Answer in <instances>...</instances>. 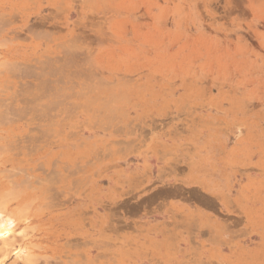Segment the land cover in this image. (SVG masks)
<instances>
[{
  "label": "rangeland",
  "instance_id": "rangeland-1",
  "mask_svg": "<svg viewBox=\"0 0 264 264\" xmlns=\"http://www.w3.org/2000/svg\"><path fill=\"white\" fill-rule=\"evenodd\" d=\"M0 20V264H264V0H0Z\"/></svg>",
  "mask_w": 264,
  "mask_h": 264
},
{
  "label": "bare ground",
  "instance_id": "bare-ground-1",
  "mask_svg": "<svg viewBox=\"0 0 264 264\" xmlns=\"http://www.w3.org/2000/svg\"><path fill=\"white\" fill-rule=\"evenodd\" d=\"M18 12H19V11H18ZM12 13H13V12H12ZM1 14H2V13H1ZM3 14H4V13H3ZM14 15H15V14H14ZM2 16H3V15H2ZM10 16H12V15H10ZM13 17H14V16H13ZM0 21H1V20H0ZM2 23H3V22H2ZM36 23H37V22H36ZM10 24H11V23H10ZM3 26H4V25H3ZM6 29H7V28H6ZM0 32H1V31H0ZM23 38H24V37H23ZM4 40H5V38H4ZM27 40H28V39H27ZM0 42H1V40H0ZM2 42L4 43L3 39H2ZM13 43H15V42H13ZM54 56H55V55H53V57H54ZM58 56H59V55H58ZM70 57H71V56H70ZM55 58H56V57H55ZM57 58H58V57H57ZM71 58H72V57H71ZM55 60L58 61V59H55ZM59 60H60V58H59ZM1 61H2V60H1ZM1 61H0V62H1ZM3 61H4V60H3ZM3 61H2V62H3ZM15 61H17V60H15ZM15 61H14V62H15ZM26 61H27V60H26ZM26 61H24V62H26ZM35 61H38V60L36 59ZM57 61H53L52 59H50V60H48V61H46V62H45V61H41L42 63L40 64V63H39V62H40V59H39V62H38L39 65H40V66H39L40 72H41L42 70H44L45 67H47L48 70L51 72V74H53L54 77H55L54 82H56L57 77H58V76H56L58 71H57V67L55 66V65L58 63ZM7 62H8V61H7ZM18 62H19V61H18ZM71 62H72V61H71ZM16 63H17V62H16ZM16 63H15V67H16V66H19V65H18L19 63H18L17 65H16ZM20 63L22 64V62H20ZM34 63H35V62H34ZM45 63H46V64L48 63L47 66H46ZM0 64H1V63H0ZM10 64H11V65H10ZM13 64H14V63H10V62L7 63V64L5 63V68L7 67L6 71L8 72V73H6V77L8 78V79H7L8 81H9L10 78H12V76H9V73H10L9 70H12V67H13V70H14V68H15ZM21 64H20V65H21ZM26 64H27V63H26ZM28 64H29V63H28ZM12 65H13V66H12ZM23 65H24V63H23ZM23 65H22V66H23ZM33 65H34V64H33ZM69 65H70V64H69ZM22 66H21V67H22ZM25 66H26L27 68H29V66H27V65H25ZM26 67H24V69H25L26 72H27ZM58 67H59V66H58ZM19 68H20V66H19ZM19 68H18V69H19ZM15 69H16V68H15ZM28 70H29V69H28ZM48 70H47V72H48ZM58 70H59V68H58ZM62 70H63V69H62ZM45 71H46V70H45ZM45 71H43V72L41 73V74H43V76H45V73H46ZM13 72H14V71H13ZM16 72L18 73V71H16ZM20 72H21V70H20ZM22 72H23V71H22ZM26 72H25V73H26ZM40 72H38L37 75H35V77L33 76V78H31L32 75H30V74H28V73H26V75H25V73H23L22 75L20 74L21 76H20L19 74L16 75V73H15L16 77L19 75L18 77H19V78H22V79H26V78L30 77V79H32V82H31L32 85H33V84L36 85V88H34V89H36V91L33 92V95H32L31 90H33V89L28 90V89H30V87H28V86H31V85H27V84L29 83L28 80H27V82H28L27 84H26V81H25V84H26L27 87H28V88H26L25 90H26V91L28 90V92L30 91V92L28 93V95L31 93V96H28V95H27V96L24 97V95H23V100H21L22 97H21V99L19 100L20 102L25 103L24 105H26V104L29 105V104H34V103H35V104L32 106V108H31V110H32L31 113L33 114V113L35 112V113L37 114V115L34 114V115L32 116V118L35 117L36 119H41V117H42L43 115L46 114V112H47L48 109H50V110H48V111H51V106H53V105L50 106L49 103H47V102H46V103H37L38 100H44V97H46V92H47V91H46V92L44 91V85L48 82L47 80H46L47 82L44 81L46 78L43 79V78L41 77V76H42L41 74L39 75ZM11 73H12V71H11ZM58 74H59V73H58ZM13 75H14V74H13ZM38 75H39V76H38ZM46 75H47V74H46ZM45 77H47V76H45ZM5 80H6V79H5ZM20 82H21V81L19 80V84H20ZM23 83H24V82H23ZM16 85H18V84H16ZM46 85H48V83H47ZM3 86H4V84H3ZM9 86H10V85H9ZM21 86H22V85H21ZM21 86H20V87H21ZM33 86H34V85H33ZM37 86H38V87H37ZM24 87H26V86H24ZM31 87H32V86H31ZM22 88H23V87H22ZM90 88H91V87H90ZM93 89H94V87H93ZM1 90H2V89H1ZM17 90H20V89H17ZM17 90H16V91H17ZM50 90H52V89L50 88ZM16 91H15V92H16ZM57 91H58V89H57ZM17 92H18V91H17ZM17 92H16V93H17ZM20 92H21V90H20ZM20 92H19V93H20ZM44 92H45V93H44ZM54 92H55V91H54ZM54 92H52V94H53L54 97L57 98V95H54ZM23 93H24V92H23ZM23 93L21 92V95H22ZM14 94H15V93H14ZM61 94H62V93H61ZM6 95H7V94H6ZM17 95H18V94H17ZM59 95H60V93H59ZM9 96H11V95H9ZM18 96H19V95H18ZM47 96H48V95H47ZM53 96H52V98H53ZM14 97H15V96H14ZM0 98H1V97H0ZM8 98H9V97H8ZM8 98H5V99L3 98V100H1L0 103L3 105L2 102L5 101L6 99L8 100ZM47 98H48V97H47ZM18 99H19V98H18ZM59 99H60V98H59ZM59 99H58V100H59ZM12 100L14 101L15 99L12 98ZM44 101H45V100H44ZM48 101H49V100H48ZM50 101H51V100H50ZM50 101H49V102H50ZM52 101H53V100H52ZM52 101H51L52 104H56L54 101H53V102H52ZM56 102H57V101H56ZM9 103H10V102H9ZM9 103H7V104H9ZM12 103H13V102H12ZM36 103H37L38 105L41 106V108L39 107L40 109L37 108L38 106L36 105ZM51 103H50V104H51ZM1 104H0V106H1ZM4 104H6V102H4ZM58 104H60V103L58 102ZM12 105H13V104H12ZM3 106H5V105H3ZM3 106H2V108H4ZM55 106H56V105H55ZM57 106H58V105H57ZM25 107H26V106H25ZM27 107H28V106H27ZM29 107H31V106H29ZM29 107H28L27 109H29ZM7 108H8V107H7ZM11 108H12V107H11ZM17 108H19V107H17ZM60 108H61V107H60ZM4 109H5V108H4ZM55 109H56V108H55ZM10 110H11V109H10ZM20 110H21V108H20ZM25 110H26V109L24 108V111H23L22 113H24ZM1 111H2V110H1ZM3 111H6V113L3 112V113H4V114H3L2 112H0V114L2 113L3 115H5V114L7 115V110H3ZM11 111L13 112V110H11ZM11 111H10V112H11ZM14 112H15V110H14ZM29 112H30V109H29ZM8 113H9V112H8ZM16 113H17V110H16ZM16 113H15V115H16ZM60 113H61V111H60ZM9 114H10V113H9ZM25 114H26V113H25ZM48 114H50V112H49ZM3 115H1V116H3ZM12 115H13V114H12ZM15 115H14V116H15ZM22 115H23V114H22ZM22 115H21V116H22ZM38 115H39V116H38ZM52 115H55V114H52ZM9 116H11V115H9ZM23 116H24V115H23ZM2 118H3V117H2ZM4 118H5V116H4ZM20 118H21V117H20ZM23 118H24V117H23ZM30 118H31V117H30ZM7 119H8V115H7ZM9 119H10V118H9ZM13 119H15V118H13ZM42 119H43V118H42ZM0 120H1V118H0ZM3 120L5 121V119H2V121H3ZM10 120H11V119H10ZM10 120H9V121H10ZM31 120H32V119H31ZM33 120H34V119H33ZM2 121H1V122H2ZM4 121H3L2 124H4ZM5 123H6V122H5ZM7 123H8V122H7ZM35 123H36V122H35ZM29 128H30V127H29ZM29 128H28V130H30ZM37 129H38V128H37ZM33 130H34V129H33ZM2 131H6V130H2ZM35 131H36V130H35ZM31 132H32V130H31ZM4 133H6V132H4ZM10 134H11V133H10ZM32 134L34 135V133H32ZM32 134H31V135H32ZM6 135H7V134H6ZM0 136H1V135H0ZM4 136H5V135H4ZM4 136H1V137H0V146H3V147L7 146L8 148H9V146L11 147V145H12V140H11L10 137H11L12 135H11L10 137L6 136L7 138L4 137ZM44 136H45V135H44ZM22 139H23V138H22ZM26 139H27V140H26ZM29 139H31V136H30ZM10 140H11V141H10ZM25 140H26V142L28 141V138H27L26 134H25V137H24V141H25ZM29 141H30V140H29ZM29 141H28V142H29ZM13 142H16V141H13ZM14 144H16V143H14ZM23 146H24V145H23ZM18 147H19V146H18ZM24 147L27 148V146H24ZM2 151H4V150H2ZM25 153H26V152H25ZM0 154H1V151H0ZM56 160H58V159H56ZM4 163H5V162H4ZM40 164H41V163H40ZM55 164H56V163H55ZM41 167H42V166H41ZM52 167H53V166H52ZM52 167H51V168H52ZM0 174H1V172H0ZM14 175H15V173H14ZM45 175H46V174H45ZM52 175H53V174H52ZM54 177H55V176H54ZM47 179H48V178H47ZM54 179H55V178H54ZM7 181H8V180H7ZM46 181H47V180H46ZM49 181H50V180H49ZM33 182H34V181H33ZM43 182H44V181H43ZM50 186H51V185H50ZM35 188H37V187H35ZM18 190H19V189H18ZM31 190H32V188H31ZM55 190H56V189H55ZM48 191H49V189H48ZM55 192H56V191H55ZM18 193H19V192H18ZM11 194H12V193H11ZM19 194H20V193H19ZM14 195H15V194H14ZM51 195H52V194H51ZM56 199H57V198H56ZM46 203H47V202H46ZM55 205H56V204H55ZM38 207H39V206H38ZM40 207H41V206H40ZM8 212H9V211H8ZM9 215H10V214H9ZM18 220H20V219H18ZM4 223H5V222H4ZM5 226H6V225H5ZM70 242H71V241H70ZM68 243H69V242H68ZM68 243H67V244H68ZM28 255H29V254H28ZM36 255H37V254H36ZM35 258H36V256H35ZM35 258H34V259H35ZM24 259H26V258H24ZM76 262H77V260H76ZM29 263H30V262H29ZM31 263H32V262H31ZM74 263H75V262H74Z\"/></svg>",
  "mask_w": 264,
  "mask_h": 264
}]
</instances>
